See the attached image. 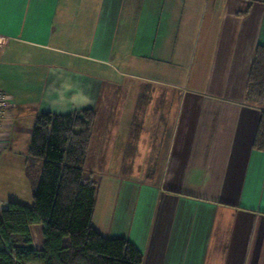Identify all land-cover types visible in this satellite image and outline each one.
Listing matches in <instances>:
<instances>
[{
	"label": "crops",
	"instance_id": "1",
	"mask_svg": "<svg viewBox=\"0 0 264 264\" xmlns=\"http://www.w3.org/2000/svg\"><path fill=\"white\" fill-rule=\"evenodd\" d=\"M0 35V91L13 100L0 211L33 203L37 118L95 109L86 170L102 235L126 238L144 264H264L262 108L245 100L264 0H0ZM127 153L166 154L148 180ZM110 158L113 174L97 179Z\"/></svg>",
	"mask_w": 264,
	"mask_h": 264
},
{
	"label": "trees",
	"instance_id": "2",
	"mask_svg": "<svg viewBox=\"0 0 264 264\" xmlns=\"http://www.w3.org/2000/svg\"><path fill=\"white\" fill-rule=\"evenodd\" d=\"M245 100L262 108L254 148L264 152V46L256 50ZM96 119L95 109L37 118L28 173L33 177L41 163L40 180L32 205L11 201L0 211V264H144L143 254L130 241L105 237L93 225L99 187L85 168ZM39 225L41 250L31 232V226Z\"/></svg>",
	"mask_w": 264,
	"mask_h": 264
},
{
	"label": "rangeland",
	"instance_id": "3",
	"mask_svg": "<svg viewBox=\"0 0 264 264\" xmlns=\"http://www.w3.org/2000/svg\"><path fill=\"white\" fill-rule=\"evenodd\" d=\"M95 139H96V137H95ZM95 139H94V141H95ZM94 143H96V141ZM92 154L93 153H90V159H89V161H92ZM105 154L106 153H103V156L101 155V159L106 158V155ZM118 154L119 153H116V156ZM164 154H166V153H150L149 154V157L146 159V153H127L126 154V160H125V162H126L127 165L130 164V163L132 164L133 159L135 158V160H136V167L138 169H140L141 167H143V168H145L147 170V174L143 175L142 178L144 179V177H146V179H148V178H150L152 176H155L156 170H158L159 163L162 161ZM112 155H113V153H110L109 156H112ZM109 161H110L109 166L106 165L103 168V171H101V169H99V168L94 169L95 170L94 172L96 173L97 179L105 178V177L108 176V174L112 173V169L114 168V164H113L114 159L110 158ZM35 172H36V170H34V173ZM89 173H90V171L89 170H86V168H85V175L86 176H89L88 175ZM13 182H14V180L12 181V183ZM33 233H34V236H35V238L37 240H38L39 237L42 238V226L41 225L34 226Z\"/></svg>",
	"mask_w": 264,
	"mask_h": 264
},
{
	"label": "built area",
	"instance_id": "4",
	"mask_svg": "<svg viewBox=\"0 0 264 264\" xmlns=\"http://www.w3.org/2000/svg\"><path fill=\"white\" fill-rule=\"evenodd\" d=\"M8 42V38L0 35V47L5 46ZM13 108V100L12 97L0 91V142L1 139L4 137V132L6 129V119L10 115ZM1 153V149H0Z\"/></svg>",
	"mask_w": 264,
	"mask_h": 264
}]
</instances>
